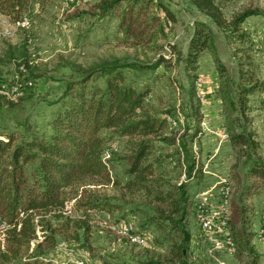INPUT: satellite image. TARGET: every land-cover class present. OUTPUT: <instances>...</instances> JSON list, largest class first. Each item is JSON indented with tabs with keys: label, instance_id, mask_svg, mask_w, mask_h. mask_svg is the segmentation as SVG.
I'll list each match as a JSON object with an SVG mask.
<instances>
[{
	"label": "trees",
	"instance_id": "obj_1",
	"mask_svg": "<svg viewBox=\"0 0 264 264\" xmlns=\"http://www.w3.org/2000/svg\"><path fill=\"white\" fill-rule=\"evenodd\" d=\"M32 1L0 0V14L18 20L29 11ZM188 1L234 45L238 84L236 97L228 101L238 117L250 123L249 97L263 91L264 82L250 52L253 41L241 26L249 17H264V9L248 5L229 14L219 0ZM86 14L98 21L115 19L118 45L152 44L160 51L167 39L165 21H174L171 11L158 0H94ZM196 36L188 52V67L208 49L210 33L204 25L196 30ZM167 62L163 57L152 65L112 61L82 71L64 81L62 93L53 102L56 106L49 115L48 133L29 137L0 131V264H54L51 253L58 245L56 234L71 236L88 250L94 216L106 214L112 219L117 214L113 218L116 224L129 213H139L133 209L125 212L110 195L89 185L109 186L119 190L121 197L148 205L151 213L140 226L163 235L168 247L161 261L144 264H189L184 253L190 239L187 187L191 180L201 178L199 159L190 153L184 136L177 142L175 137L159 139L173 147L169 154L156 147L155 139L164 135L166 119L148 112L150 85L137 86L125 73V69L154 71ZM215 64L222 73L224 67L217 58ZM225 97L230 98L228 91L223 101ZM195 117L198 123V108ZM196 134L190 135L191 141ZM253 134L228 129L229 143L237 149L239 159L245 156L242 164L246 167L241 174L238 162L232 166L228 227L236 257L242 261L248 255L250 264H260L252 245V208L246 203L264 190V158L257 153ZM112 139L126 141L124 154L117 155L118 148L113 149L109 142ZM115 154L118 161L112 157ZM182 173L185 181H179ZM70 200H74L79 217L64 213Z\"/></svg>",
	"mask_w": 264,
	"mask_h": 264
},
{
	"label": "rangeland",
	"instance_id": "obj_2",
	"mask_svg": "<svg viewBox=\"0 0 264 264\" xmlns=\"http://www.w3.org/2000/svg\"><path fill=\"white\" fill-rule=\"evenodd\" d=\"M93 1L33 0L29 11L22 16L29 20V24L22 28L14 25L17 20L0 14V131H16L29 137L48 133L49 115L56 106L53 102L62 93L64 81L78 77L82 71L112 61L152 65L161 57L167 58L168 65H159L154 71L125 69V73L128 79L135 80L137 86L150 85L146 100L148 112L166 119L164 135L155 139L156 147L169 154L173 147L159 139L175 137L177 142L184 136L190 153L199 159L202 168L201 178L191 180L187 187L191 207L186 224L190 239L184 248L185 257L189 264H250V256L245 255L242 261L239 260L235 250L230 251L224 244L221 234L207 236L202 231L194 202L197 193L209 190L216 195V201L221 187L229 183L232 166L238 162L241 174L246 168L242 164L245 156L239 159L237 149L229 143V127L238 132L254 133L257 153L264 158V90L249 97L247 115L251 122L244 123L228 101L236 97L238 84V56L234 45L188 0H158L174 17L173 22L165 21L167 39L161 43V51L152 44L142 47L118 45L120 36L117 35L115 19L98 21L86 14ZM219 1L229 14L248 5L264 9V0ZM159 15L163 17L162 12ZM200 25L210 33L208 49L199 54L192 67H188V52ZM241 27L253 41L250 52L259 79L264 82V17H249ZM215 58L224 67L222 73L217 70ZM227 91L230 98L225 97L226 101H223L222 96ZM196 108L200 116L198 123ZM194 131L197 134L191 141L189 137ZM109 142L113 149L118 148L117 155L124 154L127 147L124 139ZM117 155L112 156L115 161H118ZM185 180L182 173L179 181ZM89 187L110 195L123 205L125 212L133 209L139 213H129L116 224L113 222L117 214L112 219L106 214L94 216L88 250L74 242L71 236L65 238L61 233L56 234L58 245L51 253L53 263L144 264L161 261L168 247L163 235L152 227L144 229L140 226L145 215L151 213L148 205L137 199L121 197L119 190L109 186ZM246 203L252 208V245L260 264H264V239L259 236L264 222V190L249 197ZM64 210L65 214L80 216L74 211V200L66 202ZM124 224L131 227H126V232ZM137 234L145 239L144 244L131 242L130 235ZM1 239L0 234V244ZM221 242L223 247H220Z\"/></svg>",
	"mask_w": 264,
	"mask_h": 264
},
{
	"label": "built area",
	"instance_id": "obj_3",
	"mask_svg": "<svg viewBox=\"0 0 264 264\" xmlns=\"http://www.w3.org/2000/svg\"><path fill=\"white\" fill-rule=\"evenodd\" d=\"M29 20L26 17L18 19L14 25L16 27H27ZM231 190L226 183L220 189V196L215 201L216 195L211 191H202L195 195L194 210L196 217L199 221V225L206 233L207 236L212 234H221L223 236V242L230 251H234L236 246L230 235L228 227V214H229V202H230ZM68 210V209H66ZM68 212V211H67ZM124 232L128 231V227L124 224ZM128 227V228H126ZM259 236L264 239V222L259 230ZM130 240L136 244H144L145 239L137 234L130 235ZM223 243H220V247H223ZM77 264H84L82 261Z\"/></svg>",
	"mask_w": 264,
	"mask_h": 264
}]
</instances>
